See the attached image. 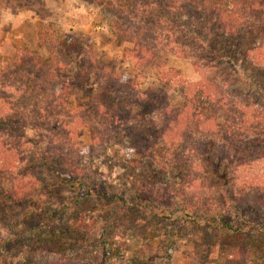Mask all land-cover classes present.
I'll return each instance as SVG.
<instances>
[{"label":"trees","instance_id":"1","mask_svg":"<svg viewBox=\"0 0 264 264\" xmlns=\"http://www.w3.org/2000/svg\"><path fill=\"white\" fill-rule=\"evenodd\" d=\"M83 1L96 4L99 0ZM141 3L144 14L147 11L151 15L157 11L159 20L172 24L184 37L189 36L201 53L208 49L214 38L244 41L245 48L239 50L238 57L223 54L219 59L251 90L264 97L260 84L254 83L240 69L243 61L254 68L264 67V0H141ZM189 8L195 13H191ZM202 10H208V16L204 14L201 17L198 11ZM173 16L191 24L195 21L196 25L205 20V37L202 39L200 32L187 30L184 25L176 27ZM208 24L216 28L208 30ZM114 34L118 46L127 42L132 44L125 51L137 63L145 65L155 60L154 53L141 40L137 41L141 35L138 29L133 31L116 26ZM37 44L42 48L51 47L56 52L48 64L35 51L17 47L12 60L14 74L4 80L0 77V181L11 182L8 195L13 200L32 196L40 184L35 173L19 170L27 153L37 167L56 165L58 172L53 171L52 180L73 190L77 185L80 187V181L76 179L81 175L80 160L94 151L93 145H103L111 140L112 136L107 134L101 138L97 136V127H93L83 115V106L78 105L67 112L72 87L76 84L69 82L66 68L77 62L76 74L80 77L77 83H87L88 77L92 76L99 85L98 92L92 96L95 116L102 119L107 130L119 129L127 133L126 138L132 147L137 148L144 159L156 164L166 178L164 183H147L128 191L131 203L113 199L123 213L127 212L128 206H134L130 212V225L126 220L119 224L123 225L127 235L157 231L169 249L172 242L166 239L170 236L164 226L170 221V214L160 206H167L177 198L181 201L182 219L195 229L201 231L205 226H212L231 237H264V108L259 110L238 104L206 76L189 82L175 69L161 74L160 80L166 84L175 80L182 97L181 105L173 107L167 101L161 102L151 91L138 97H119L121 90L112 86L120 77L114 62L107 56H97L93 50H86L79 39L63 34L52 38L39 31ZM191 58L206 61V58L196 55ZM59 81L62 84L57 87ZM9 90L14 93L10 94ZM24 110L33 112L37 126L42 129L48 126V120L62 111H66L68 117L56 134L47 136L44 148L40 149L25 134ZM133 111L136 113L132 114ZM131 121L133 124L129 123ZM86 127L92 134V144L79 150L78 133ZM202 137L209 138L207 146L199 142ZM8 139H16L19 144H12ZM176 164H187L188 167V175L180 183L173 175L172 168ZM223 164L225 171L219 172L218 168ZM217 179H220L219 184L215 181ZM89 197L99 202L111 201L87 192L77 193L66 202L72 201L71 205H74ZM230 205L260 212V222L233 220L228 214ZM139 207L147 208L163 226L157 228L146 223L139 227L141 218L134 214ZM115 228L105 232L107 248H102L105 257L109 256L110 249L113 251L111 245L118 238L119 229ZM46 235L41 239H28L22 244L21 264H67L66 259L58 257V251L51 247L54 238ZM242 250V245H224L220 255L225 254L226 264H250V251L242 254ZM139 259L136 255L130 264H139Z\"/></svg>","mask_w":264,"mask_h":264},{"label":"rangeland","instance_id":"2","mask_svg":"<svg viewBox=\"0 0 264 264\" xmlns=\"http://www.w3.org/2000/svg\"><path fill=\"white\" fill-rule=\"evenodd\" d=\"M141 4V0H99L96 4L83 0H0V77L4 80L14 74L12 60L17 47L35 51L48 64V60L56 52L51 47H38L37 34L40 31L52 38L59 34L77 38L86 50H93L97 56L105 55L113 61L120 78L112 87L121 90L119 97H138L151 91L161 102L167 101L171 106L177 107L182 104V97L175 80L169 84L160 80L161 74L175 69L189 82L206 76L212 83L222 87L238 104L259 110L264 108V97L251 90L219 59L223 54L238 57L239 50L245 48L244 41L238 38H214L208 49L201 53L191 43L189 36L184 37L172 24L159 20L157 11L151 15L147 11L144 14ZM189 10L195 13L194 9ZM198 14L201 17L204 14L208 16L209 11H198ZM173 20L176 27L184 25L187 30L200 32L202 39L207 33L204 18L201 25H196L195 21L193 25L175 16ZM116 26L133 31L138 29L141 35L137 41L141 40L154 53L155 60L145 65L133 60L125 51L132 44H116ZM215 28L208 24V30ZM195 55L206 58V61L192 59ZM76 63H70L66 68L69 82L76 84L72 87L73 94L67 112L78 105L83 106V115L92 122L93 127H97V136L101 138L107 134L112 136L111 140L103 145H93L94 151L80 160L81 175L76 178L80 181V187L77 185L76 189L70 190L58 185L52 180L53 171L58 172L56 165L49 168L37 167L28 153L26 160L19 165V170H29L40 179L36 192L26 199L13 200L8 195L11 182L0 181L1 264H21L22 244L28 239H41L46 234L54 238L51 247L58 251V257L66 259L67 264H130L136 255L140 257L139 264H226L225 254L220 255L224 245H242V254L250 251V264H264L263 235L231 237L212 226H205L201 231L195 229L191 223L182 219L181 201L177 198L167 206H160L170 214V221L164 226L170 236L166 239L172 242L169 249L161 241L157 231L126 234L123 225L119 224L126 220L130 225V212L132 213L134 206H128L127 212L123 213L115 206L113 199L119 198L131 203L132 197L128 191L147 183H164L166 178L156 164L144 159L138 149L132 147L126 138L127 133L120 132L119 129L107 130L102 119L95 116L92 96L98 92L99 85L92 76L88 77L87 83H77L80 77L76 74ZM240 67L245 75L264 89V67L254 68L247 61L240 63ZM61 81L57 87L62 84ZM8 92L14 93L11 90ZM112 94L118 96L114 92ZM145 108L144 106L143 110ZM67 112L62 111L48 120V126L42 129L37 126L33 112L24 110L26 136L35 141L38 148L43 149L47 136L56 134L62 128L68 117ZM129 123L133 124L132 121ZM8 140L12 144H19L16 139ZM208 140L209 138L202 137L199 142L207 146ZM77 144L79 150L92 144L89 128L79 130ZM224 164L218 168L219 172L225 171L222 168ZM187 168V164L173 165L175 181L182 182L184 176L188 175ZM217 180L215 181L219 184L220 179ZM87 192L104 196L111 201L99 202L89 197L74 205H71L72 201L66 202L67 198H74L77 193ZM231 206L228 214L233 220L240 223L260 222V212L252 208ZM134 214L141 218L139 227L146 223H152L157 228L163 226L161 220L152 217L147 208L139 207ZM113 227L119 229L118 238L111 245L113 251L110 249L109 256L105 257L102 250L103 247L107 248L105 232ZM173 232L175 233L172 234ZM26 234L30 237L27 238Z\"/></svg>","mask_w":264,"mask_h":264}]
</instances>
